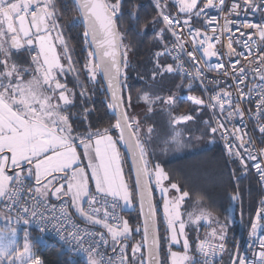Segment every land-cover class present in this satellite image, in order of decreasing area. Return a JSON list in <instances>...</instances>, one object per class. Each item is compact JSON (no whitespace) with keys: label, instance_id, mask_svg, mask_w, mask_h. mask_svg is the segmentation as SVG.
<instances>
[{"label":"snow or ice","instance_id":"obj_1","mask_svg":"<svg viewBox=\"0 0 264 264\" xmlns=\"http://www.w3.org/2000/svg\"><path fill=\"white\" fill-rule=\"evenodd\" d=\"M154 8L150 25L138 26V0H0V264H44L33 224L55 229L87 264H264V197L249 222V256L238 243L228 246L230 210L221 216L200 199L185 208L190 192L160 159L189 147L199 122L196 140L219 136L226 156L264 186V0H155ZM125 15L136 21V36L154 30L148 78L179 77L164 94L146 92L135 104ZM241 16L257 20L233 19ZM77 26L83 62L71 43ZM194 85L202 95L191 94ZM182 88L194 105L183 113ZM98 89L114 119L105 127L89 119ZM141 101L143 117L135 110ZM157 113L171 129L163 136L150 122ZM246 116L251 131L234 123ZM228 195L241 201L238 188ZM135 209L138 224L125 215Z\"/></svg>","mask_w":264,"mask_h":264},{"label":"trees","instance_id":"obj_2","mask_svg":"<svg viewBox=\"0 0 264 264\" xmlns=\"http://www.w3.org/2000/svg\"><path fill=\"white\" fill-rule=\"evenodd\" d=\"M138 2L144 6V10L140 13L138 26L150 25L147 16L149 12L155 13L153 1L138 0ZM71 14L75 15V12ZM134 23L136 21L129 20L128 16L125 15L121 30L128 31L129 36L126 42H130L135 47L128 69V89L131 91L132 100L135 104L137 99L146 92L164 94L168 88L172 87L173 83L179 82V77L168 75L162 80L157 78L155 82L148 78L149 70L151 69V53L156 46L153 35L154 30L149 26L147 35L138 37L132 31ZM71 32V43L75 48V56L83 62L85 53L81 37L82 27L77 26ZM69 84L70 86L72 85L71 78H69ZM194 91L202 95L196 85H194ZM185 93H189L188 89L182 88L179 90L178 111L181 113L187 112L194 107L191 101L186 99L187 95ZM105 97L106 93L99 89L93 97L92 103L96 111L89 119L94 127H105L110 122H114L110 111L107 110L104 103ZM140 105H143L142 101ZM205 113L207 114V119H209L210 114L207 110L202 113V118L205 119ZM149 115L151 116L150 122L154 121L157 124L158 133L161 136L171 131V129L166 127V116L164 114ZM190 131L193 141L189 147L181 152H170L167 155H162L160 159L174 180L179 181L190 192V198L186 202L185 208L191 210L195 201L200 199L203 204L213 206L217 214L221 216L230 210L232 219L230 220L228 246L232 249L240 237L243 238L248 234L250 219L260 207V199L264 197L263 187L258 183V179L252 171L245 174L240 171L236 163L228 159L219 136L214 139L205 136L203 140H196L195 137L201 136L204 131L203 125L199 122L192 124ZM116 134L113 131V135ZM233 170H235V174H233ZM125 172L131 183L132 173L130 166H125ZM234 187L238 188L241 201L230 203L228 194L233 191ZM153 196L157 203L158 217H160L162 214V202L158 189L154 188ZM241 213H243V219H241ZM125 215L133 224L140 222L138 209L125 213ZM2 225L3 223L0 224V226ZM136 238L139 239V235H136ZM174 250L178 249L174 248ZM42 257L45 264H87L86 259L72 261L71 255L63 252L60 246L54 242L49 243L48 247L42 252ZM164 258H166V244L162 241V259Z\"/></svg>","mask_w":264,"mask_h":264},{"label":"built area","instance_id":"obj_3","mask_svg":"<svg viewBox=\"0 0 264 264\" xmlns=\"http://www.w3.org/2000/svg\"><path fill=\"white\" fill-rule=\"evenodd\" d=\"M152 1H153V4H154L155 0H152ZM211 14L212 15H217L218 19L220 20V23H223V20H222V18L219 17L218 13H216L215 11H212ZM233 19H235L237 22H240V21H242L244 19H249V20H252V21H256L257 17H255V16H247V17L241 16V17H233ZM197 26H200V25L198 24ZM196 86L198 87V89L202 93V90L200 89V87L198 85H196ZM248 107H253L254 108V103L253 104H249ZM234 123L236 125H238V126H241V127H243L244 125H247V130L251 131L252 128H253V123L254 122L249 120L247 118V116H246L245 120L243 122H241L239 119H237ZM220 141H221V143L223 145V148H224V142L221 139H220ZM257 146H259V142H258ZM228 159L232 161V159L230 157H228ZM252 172L255 174L254 170ZM255 176L257 177L256 174H255ZM262 187H263V190H264V186H262ZM52 202L56 203V201L54 199H53ZM77 222L78 223H82V221H77ZM23 230H24V228L22 226L21 229H20V232H19V237H18L21 243L23 242ZM28 230L31 232V235H32V238H33V242L35 244V251L37 252V254L40 257H42V252L48 247L49 243L50 242H54V243H57L60 246V249L63 252H67V253H69L71 255L72 261H75L77 259H86L87 260V258H86L84 253L69 251V246L64 243V241L61 239L60 234H58L55 229L49 227L44 232H40L38 227L35 224H33V225L30 226V228ZM237 243L239 244V248H240V251L242 253H248L249 256L251 255V253L249 252V249H248V244H249L248 234L246 236H244L243 238L240 237L236 241L235 245ZM43 261H44V259H43ZM44 264H45V262H44Z\"/></svg>","mask_w":264,"mask_h":264},{"label":"rangeland","instance_id":"obj_4","mask_svg":"<svg viewBox=\"0 0 264 264\" xmlns=\"http://www.w3.org/2000/svg\"><path fill=\"white\" fill-rule=\"evenodd\" d=\"M191 94L194 95H200L198 92L193 91ZM185 95H189V93H185ZM137 112H139L141 114V116L143 115V111H144V106L143 105H138L135 109ZM210 114V113H209ZM204 115V114H203ZM204 118L207 119V114L205 113ZM210 118V117H209ZM127 218V217H126ZM4 223L3 220H0V224ZM204 230V226L202 224V228H201V232H203ZM137 239V238H136Z\"/></svg>","mask_w":264,"mask_h":264},{"label":"crops","instance_id":"obj_5","mask_svg":"<svg viewBox=\"0 0 264 264\" xmlns=\"http://www.w3.org/2000/svg\"><path fill=\"white\" fill-rule=\"evenodd\" d=\"M115 136V135H114Z\"/></svg>","mask_w":264,"mask_h":264}]
</instances>
